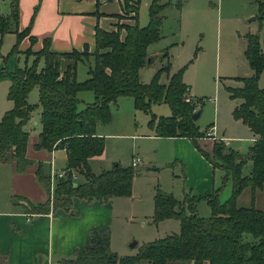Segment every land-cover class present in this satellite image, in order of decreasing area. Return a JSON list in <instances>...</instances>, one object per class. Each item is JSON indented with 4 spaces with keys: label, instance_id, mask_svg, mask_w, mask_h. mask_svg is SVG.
<instances>
[{
    "label": "trees",
    "instance_id": "16d2710c",
    "mask_svg": "<svg viewBox=\"0 0 264 264\" xmlns=\"http://www.w3.org/2000/svg\"><path fill=\"white\" fill-rule=\"evenodd\" d=\"M121 1V10L130 11L132 22L114 24L110 30L95 26L92 52L87 51L86 45L80 51L51 52L44 39L40 50L23 52L33 56L30 65L14 66L11 71L5 66L0 68V80L9 82L6 97L11 102V107L0 118V163H12L16 173L24 172L32 163L25 156L27 132L23 125L34 108L27 102V93L36 87L40 130L33 148L63 149L64 169H72L79 178L72 181L67 172L58 179L53 188L54 202H50L48 167L37 161L34 174L48 196L40 203L26 201L24 212L40 214L54 207L67 209L72 197L90 203L130 194L135 173L131 166L114 163L109 169L94 174L88 165L89 158L100 155L104 147L103 137L96 134L97 126L109 121V105L118 97L126 96L132 99L135 110L149 114L146 125L155 136L188 138L212 169L222 171L220 184L208 194L184 193L180 202L171 193L156 187L152 222L175 218L178 220L176 233L143 244L134 256L118 257L109 248V233L91 230L88 244L75 250L63 263L135 264L145 260L148 264H264V213L252 203L254 191L264 187V90L257 85L258 74L264 66V49L254 35L246 34L243 54L252 73L239 79V87L227 88L228 97L237 100L231 110L232 117L249 129L254 140L244 153L220 140H213L209 152H204L194 139L201 137L206 128L199 130L191 119L197 106L187 96L189 88L181 80V69L171 74L166 83L158 81V73L167 72V62L148 83H141L138 78L139 69L145 65L147 45L159 38L161 6L158 0L150 1L144 26L137 24L136 3ZM255 2L259 18H264V0ZM8 9L7 16L0 15V35L15 34L9 52L15 53L28 28L17 31V0H9ZM33 40L29 38L30 42ZM160 55L167 60L165 52ZM39 58L42 65L37 68ZM78 62L86 66L87 77L83 81L75 78ZM84 90L91 91L93 100L78 109L77 93ZM160 103L167 105L169 115L156 116L150 111L152 104ZM247 161L250 167L243 175L241 170ZM227 183L229 195L219 202L218 194ZM245 187L250 190V203L239 206L236 198ZM199 200H204L208 206L207 217L195 212Z\"/></svg>",
    "mask_w": 264,
    "mask_h": 264
},
{
    "label": "rangeland",
    "instance_id": "374dc122",
    "mask_svg": "<svg viewBox=\"0 0 264 264\" xmlns=\"http://www.w3.org/2000/svg\"><path fill=\"white\" fill-rule=\"evenodd\" d=\"M8 1L0 0L2 17L9 13ZM118 1L122 7L121 0H114L111 4L105 3V6L113 7ZM131 1L136 3L138 26H144L148 21V6L151 0ZM158 4L161 6L159 38L146 47V52L155 54L150 64L139 69V81L148 83L166 62L167 72L158 73L159 82H167L171 74L181 69V80L188 86L192 100L200 111L195 124L199 130L206 128L201 137H195V143L204 152H209L213 140L226 138L228 147L244 153L249 145L250 132L244 124L232 117L231 110L237 100L228 97L227 88L239 87V79L252 73L243 54L246 34L254 35L264 49V18H259L255 0H158ZM130 16V11H120L113 20L117 23H131ZM14 42V33L4 32L0 35V68L5 66L12 69L14 66L22 67L32 63V55L26 56L22 52L9 53ZM164 52L167 60L160 55ZM41 65L42 59L39 58L36 66L39 68ZM75 73L76 80L83 81L87 77L86 66L78 62ZM8 84V80H0V118L8 109L7 106L11 107L6 97ZM257 85L264 90V66L258 74ZM78 96L83 103L77 107L80 109L84 104L90 103L92 93L84 90L78 93ZM26 99L34 108L29 121L23 125L27 131L25 152L30 159L48 167L44 161H49L51 154L33 148L40 130V107L36 87L28 91ZM162 104L169 115L167 105ZM109 111L110 119L102 129L105 146L101 164L108 168L117 162L122 167H129L132 155L141 160L140 164L133 168L135 173L131 179L130 194L117 197V219L109 232V248L118 257L134 256L143 244L178 231V220L175 218L152 222L153 195L154 189L158 187L171 193L180 202L185 192V172L171 156V144L167 143L166 139L144 136L149 133V128L144 122L147 115L145 114V117L143 112L135 111L130 98H119L116 106L112 103L109 105ZM211 127L215 138L207 134ZM61 157L59 150L53 155V170L63 167L64 161ZM249 167L250 162L247 161L241 170L243 175ZM195 170L193 166L188 167V178L195 174ZM221 175L220 169H213L211 179L214 187L219 186ZM229 191L230 185L227 183L221 188L218 201H224ZM7 197L12 206L19 196L9 193L8 187L0 184V198ZM49 197L50 202H54L53 190H50ZM249 197L250 191L245 188L237 204L248 206ZM263 204L264 191L257 193L255 206L263 207ZM195 212L200 217L209 215L205 201H197ZM184 213L188 214V211L185 210ZM133 241L135 244L129 246ZM135 264L148 263L139 260Z\"/></svg>",
    "mask_w": 264,
    "mask_h": 264
},
{
    "label": "crops",
    "instance_id": "0c3cea01",
    "mask_svg": "<svg viewBox=\"0 0 264 264\" xmlns=\"http://www.w3.org/2000/svg\"><path fill=\"white\" fill-rule=\"evenodd\" d=\"M113 1L17 0V31L28 28L27 35L23 36L17 44V52L23 53L27 49L30 52H36L41 49L44 39L48 41V50L51 52H69L73 49L80 51L84 45L87 46L88 52H92L94 49L93 33L95 26L103 30H110L114 28V24L127 23H117L113 20L114 16L122 11L119 1L113 7L105 6V3L111 4ZM130 21L132 22L131 19ZM119 32L122 36L123 30L120 29ZM30 37L34 38L33 42L29 41ZM146 54L155 53L146 52ZM12 69L8 70L11 71ZM78 93L77 98L80 100L78 106H82V99L79 98ZM188 96L192 98L190 91ZM121 97H118L112 104L116 106L117 100ZM92 100L93 95L90 103ZM130 100L132 105V99L130 98ZM8 102L11 106V102L9 100ZM162 105V103L152 104L150 111L156 116H167L166 110ZM7 108L9 109L10 107L7 106ZM156 108L158 111H156ZM143 115L145 116L146 120L144 119V122L146 124L149 115L145 112H143ZM104 125L97 126L96 134L103 137L105 146V138L102 133ZM144 136L164 138L167 143L171 144V156L185 172L184 193L197 195L211 192L214 187L211 179L213 169L188 138L159 137L155 136L151 129ZM224 139L228 145V140ZM253 140L254 135L250 132L249 145ZM40 150L47 152L49 155L51 154L49 161H44L48 164V172L49 163L53 161V155L58 150L62 153L61 158L64 163L63 167H58L57 169L64 168L65 152L63 149ZM102 153L103 151L100 155L93 156L88 160L89 169L94 174L99 173L101 170H107L114 164H111L108 168L103 167L101 164ZM25 156L32 163L22 173H16L12 163H0V184L8 187L9 193L17 194L24 199L15 200L11 206L8 197L7 199L0 198V264H65L63 263L64 259L71 258L75 250L82 249L88 244L91 230L107 231L108 233L111 231L113 223L117 219V197L109 198L103 202L92 201L90 203H87L84 199L72 197L67 209L54 207L47 213H25L23 208L26 206V201L40 203L44 202L48 196L34 174L37 161L30 159L26 152ZM189 166L195 167L196 170L195 174H191L188 178L187 171ZM53 187V182H50L49 193L50 189L51 191L53 190ZM245 188L249 189L248 187ZM245 188L237 196L236 203ZM263 191L264 187L254 191L252 200L254 207H256L257 193ZM258 206L256 208L264 213V204L262 205L263 207Z\"/></svg>",
    "mask_w": 264,
    "mask_h": 264
},
{
    "label": "built area",
    "instance_id": "2783aa9c",
    "mask_svg": "<svg viewBox=\"0 0 264 264\" xmlns=\"http://www.w3.org/2000/svg\"><path fill=\"white\" fill-rule=\"evenodd\" d=\"M186 100H188V98H187ZM207 134H211V135L214 136L212 128H211V129H208ZM214 138H215V136H214ZM218 139H220L221 141H223L225 144H226V142H227L224 138H218ZM140 162H141V160H140V158H139L138 156H136V155H132V156H131V159H130V166H131L132 168L137 167V166L140 164ZM67 172L70 173V179H71L72 181H76V180H77V176H76L75 172H74L72 169H64V168H63V169H56V170L54 169V170H53V169L51 168V162H50V163H49V172H48L49 183H50V182H51V183H52V182L55 183L58 179L64 177L65 174H66ZM50 190H51V189H50Z\"/></svg>",
    "mask_w": 264,
    "mask_h": 264
},
{
    "label": "water",
    "instance_id": "95a60500",
    "mask_svg": "<svg viewBox=\"0 0 264 264\" xmlns=\"http://www.w3.org/2000/svg\"><path fill=\"white\" fill-rule=\"evenodd\" d=\"M154 55L153 54H150V55H147L146 59H145V65H148L150 64V62L152 61ZM200 111L199 109L198 110H195L192 114H191V119L193 121H195L199 115ZM135 244V242L133 241L129 246H133Z\"/></svg>",
    "mask_w": 264,
    "mask_h": 264
}]
</instances>
